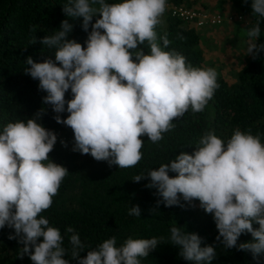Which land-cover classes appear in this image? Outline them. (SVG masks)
<instances>
[{"label": "clouds", "instance_id": "1", "mask_svg": "<svg viewBox=\"0 0 264 264\" xmlns=\"http://www.w3.org/2000/svg\"><path fill=\"white\" fill-rule=\"evenodd\" d=\"M166 8L167 0H66L62 11L73 20L82 18L81 28L88 33L86 47L69 39L74 25L64 19L59 29L40 40L54 59L26 58L25 74L46 93L42 105L51 106L56 123L71 128L73 152L91 155L109 167L133 168L143 159L142 137L158 144L164 133L175 128L174 120L189 109L204 111L213 99L220 87L217 71L193 67L182 54L165 51L171 43L167 33L159 37L162 44L158 42L156 28ZM251 10L256 22L246 30L245 55L256 59L264 52V43H257L264 0H251ZM36 42L34 38L30 44ZM145 44L149 53L141 47ZM69 90L72 98L66 101ZM46 113L47 107H41L27 120L9 121L0 129V229L13 230L8 239L22 245L19 258L27 255L32 264H141L167 240L191 264H212L217 247L249 252L261 264L264 143L260 135L236 128L225 142L214 131H206L192 154L181 151L132 178L137 183L147 180L145 187L156 190L159 199L149 209L152 215L161 203L184 208L199 201L214 220V244L202 246L201 236L176 223L168 237H129L117 246V237L112 236L89 250L75 229L67 226L69 249L63 246L60 229L41 215L51 207L69 172L49 158L58 137L40 122ZM60 143L68 147L66 141ZM141 212L139 205H132L128 215L141 217ZM247 233L252 239L238 243Z\"/></svg>", "mask_w": 264, "mask_h": 264}, {"label": "trees", "instance_id": "2", "mask_svg": "<svg viewBox=\"0 0 264 264\" xmlns=\"http://www.w3.org/2000/svg\"><path fill=\"white\" fill-rule=\"evenodd\" d=\"M65 2L66 0H0V129L9 121L27 120L41 107H47V113L40 122L58 137L49 158L69 171L58 194L53 197L51 207L41 215L49 220L51 226L60 229L64 236L63 246L69 249L68 236L65 235L67 226L75 229L81 240L89 246V250L112 236L117 237V246L129 237H168L170 228L176 223L186 231L201 236L202 246L214 244L217 235L214 220L199 207V201H194V206L184 208L165 207L161 203L159 211L152 215L149 209L155 208L159 199L154 195L156 190L145 187L147 180L137 183L132 178L169 162L181 151L192 154L197 141L206 131H214L226 142L236 128L242 131L251 129L252 134L260 135L261 142L264 143V52H260L256 59L246 55V59H241L240 64L235 66L232 75H228L233 64L223 59L221 65L214 66L208 62L214 54L204 52L199 47L202 42L200 29L210 25L200 26L196 18L174 17L165 11V17H161V23L156 28L158 42L162 44L159 37L167 33L171 43L164 50H175L182 54L186 63L193 67L214 68L218 73L217 82L220 87L204 111L193 113L189 109L182 118L173 121L175 128L164 133V138L158 144L151 143L146 136L142 137L143 159L135 167H109L107 162H98L91 155H81L71 150L74 142L71 128L56 123L51 106L42 105V97L46 93L38 90L39 82L24 72L28 56L38 62L49 56L54 59V54L42 49L44 46L40 40L59 29L64 19L74 25L69 39H75L86 47L84 42L88 33L81 28L82 18L73 20L67 17L62 11ZM167 2L199 11L229 7L235 10L234 14L251 19L249 26L256 22L252 16L251 0L246 3L245 0ZM95 19L93 17V22ZM260 28L261 35L257 43H264V20L261 21ZM34 38L37 42L30 44ZM231 39L234 40L232 37ZM141 47H144L145 53L150 52L147 44ZM233 54L235 53L231 54L230 60ZM222 74L233 82H229ZM71 98L69 90L65 93V99L67 101ZM61 115L66 118L68 113ZM61 139L67 142L68 147L62 146ZM169 175L175 173L170 172ZM132 205H139L141 217L128 215ZM254 227H258V224L254 223ZM12 231L7 227L0 229V264H32L27 255L23 259L19 258L18 251L22 245L15 239H8ZM251 239L250 233L242 234L238 243ZM216 252L217 257L212 264H257L249 252L223 247H217ZM178 253L179 248L165 240L147 258H142L141 264H191ZM86 255L87 250L81 253L82 257ZM65 258L70 259V255ZM70 264L76 262L71 261ZM261 264H264V259Z\"/></svg>", "mask_w": 264, "mask_h": 264}, {"label": "rangeland", "instance_id": "3", "mask_svg": "<svg viewBox=\"0 0 264 264\" xmlns=\"http://www.w3.org/2000/svg\"><path fill=\"white\" fill-rule=\"evenodd\" d=\"M234 12L235 10L229 7H222V9L214 10L209 8L206 10V13L219 17L222 21L217 25L210 24V26H205L200 29L202 42L199 47L204 52H211L214 54L208 62L214 66H219L223 59L229 61L234 67L228 71V75H232L235 66L240 64L239 62L241 59H246V30L248 27H251L249 26L251 19H248L246 16L242 18V16L237 13L234 14ZM162 17L164 18L165 15ZM231 37L234 40H232ZM232 53L235 54L232 55L233 58L230 60ZM224 77L228 79L229 82H233V80L229 79L226 75H224Z\"/></svg>", "mask_w": 264, "mask_h": 264}, {"label": "built area", "instance_id": "4", "mask_svg": "<svg viewBox=\"0 0 264 264\" xmlns=\"http://www.w3.org/2000/svg\"><path fill=\"white\" fill-rule=\"evenodd\" d=\"M166 10L171 13L174 17H182L185 19H197V22L200 26L205 25H217L221 23V19L219 17L209 15L206 11H199L197 9H189L184 7L183 5L169 4L167 2Z\"/></svg>", "mask_w": 264, "mask_h": 264}]
</instances>
